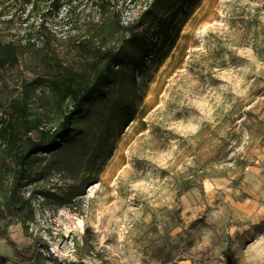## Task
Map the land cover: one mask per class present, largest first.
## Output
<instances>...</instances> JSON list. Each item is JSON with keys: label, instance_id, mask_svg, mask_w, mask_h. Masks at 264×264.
I'll return each instance as SVG.
<instances>
[{"label": "rangeland", "instance_id": "374dc122", "mask_svg": "<svg viewBox=\"0 0 264 264\" xmlns=\"http://www.w3.org/2000/svg\"><path fill=\"white\" fill-rule=\"evenodd\" d=\"M100 2L122 24L146 5L63 0L56 12L49 0H0V39L30 40L18 65L0 73V99L27 90L32 109L46 107L44 126L54 125L59 114L35 81L54 73L53 57L79 68L59 22L70 7V35L86 37ZM179 25L176 48L98 182L56 208L41 193L61 196L74 181L48 171L47 157L37 168L43 176L21 191L33 220L22 223L25 210L0 219L35 259L23 262L0 240V264H264V0H199ZM4 192L0 186V208Z\"/></svg>", "mask_w": 264, "mask_h": 264}, {"label": "trees", "instance_id": "16d2710c", "mask_svg": "<svg viewBox=\"0 0 264 264\" xmlns=\"http://www.w3.org/2000/svg\"><path fill=\"white\" fill-rule=\"evenodd\" d=\"M18 1L24 6L33 3ZM144 1L143 11L127 24H122L116 14L109 17L107 3H96L97 21H88L83 38L77 33L70 35L74 32L69 22L70 7L64 8L59 23L61 28H68L65 40L78 54L79 68L63 66L53 57L54 73L35 81L46 88L51 108L59 114L54 125L44 126L46 107L32 109L27 90L21 97L0 99V186L5 187L0 219L20 218L25 210L22 223L33 220L29 201L21 191L43 176L37 168L47 157L48 171L61 172L74 181L61 196L41 193L53 200L56 208H64L86 186L98 182L116 143L136 120L153 74L176 48L180 22L199 0ZM49 2L56 12L63 8V0ZM42 31L38 33L46 46L49 39ZM26 41L22 45L0 39V73L18 65L19 50L30 44L28 38ZM185 191L187 188L179 189L178 195ZM0 240L23 262L35 259L19 251L1 228Z\"/></svg>", "mask_w": 264, "mask_h": 264}, {"label": "crops", "instance_id": "0c3cea01", "mask_svg": "<svg viewBox=\"0 0 264 264\" xmlns=\"http://www.w3.org/2000/svg\"><path fill=\"white\" fill-rule=\"evenodd\" d=\"M243 171H260L259 168L253 167L252 165H245Z\"/></svg>", "mask_w": 264, "mask_h": 264}]
</instances>
